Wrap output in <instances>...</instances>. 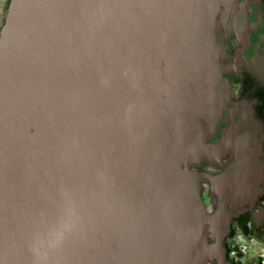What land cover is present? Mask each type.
Returning a JSON list of instances; mask_svg holds the SVG:
<instances>
[{
	"label": "water",
	"instance_id": "water-1",
	"mask_svg": "<svg viewBox=\"0 0 264 264\" xmlns=\"http://www.w3.org/2000/svg\"><path fill=\"white\" fill-rule=\"evenodd\" d=\"M250 24L238 0H9L0 264H205L221 254L227 201H247L260 161L256 126L240 131L232 119L212 141L233 97L223 32L242 39ZM228 153L219 173L198 169Z\"/></svg>",
	"mask_w": 264,
	"mask_h": 264
},
{
	"label": "flooded vegetation",
	"instance_id": "flooded-vegetation-1",
	"mask_svg": "<svg viewBox=\"0 0 264 264\" xmlns=\"http://www.w3.org/2000/svg\"><path fill=\"white\" fill-rule=\"evenodd\" d=\"M238 2L245 9L251 24L242 39L224 31L227 54H231L232 59L227 64H223V73L228 76L227 71H237L244 67L249 71L252 80L264 84V0H238ZM234 101L224 113L216 137H219L220 131L228 126L232 119L242 121L243 126L239 129L240 131L249 126H256L254 132L257 134L254 143L258 144L259 170L255 180L250 182L247 201L238 204L243 206L238 207L236 212L250 217L258 230L264 223V134L262 130L264 114H262L261 106H256L255 99H248L244 92ZM226 158L228 157L223 159L225 163L223 165L229 162ZM223 165L220 166L219 172L223 169Z\"/></svg>",
	"mask_w": 264,
	"mask_h": 264
},
{
	"label": "rangeland",
	"instance_id": "rangeland-1",
	"mask_svg": "<svg viewBox=\"0 0 264 264\" xmlns=\"http://www.w3.org/2000/svg\"><path fill=\"white\" fill-rule=\"evenodd\" d=\"M8 3L9 0H0V27L4 22ZM231 59L232 56L228 53L223 61V64H227ZM227 75L228 76H224L228 78L233 91L232 103H234V100H236L238 97H241V94L244 92L248 99H255L257 104L256 106H261L263 111L262 114H264V84H260L252 80L249 71L244 67L239 70L237 69V71L229 70L227 71ZM262 119V130L264 134V117ZM216 139H218V136H215L212 141ZM248 148L243 149V151L241 150L243 158L246 156V154L250 155L251 150ZM226 157H228L226 160L229 159L230 161L232 155L228 153ZM223 159L220 165L216 163L211 164L203 162V164L200 165L198 169L213 174L219 173L220 166L225 164L223 163ZM244 159L248 160L247 158ZM258 166L259 165H257V163L254 166H251L252 173L248 175V180H255L256 174L259 170ZM242 170L243 172H246L247 167L244 166ZM235 186L234 189L236 188L238 192L239 189ZM201 196L205 201L206 207L209 211H213L217 208L216 196L213 195L210 183L207 180L203 182L201 187ZM242 206L243 205H234V203L227 201V208L232 212V216L230 217L229 228L227 232L224 233V235L221 237V241H219L222 247L221 254L220 251L216 250L217 252L214 255L215 258L208 260L205 264H264V223L262 224L261 228L257 230V227L250 217L244 216L242 213L238 214V212H236L238 207L242 208ZM215 240H217V238H215L213 234H210L209 241L215 242ZM220 255L224 261L221 260L222 258H220Z\"/></svg>",
	"mask_w": 264,
	"mask_h": 264
}]
</instances>
